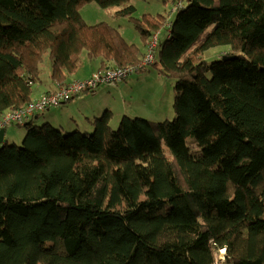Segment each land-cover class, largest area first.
Instances as JSON below:
<instances>
[{
    "label": "trees",
    "instance_id": "16d2710c",
    "mask_svg": "<svg viewBox=\"0 0 264 264\" xmlns=\"http://www.w3.org/2000/svg\"><path fill=\"white\" fill-rule=\"evenodd\" d=\"M91 1L120 6L145 45L168 29L154 66L174 79V117L27 119L22 145L0 144V264H217L222 249L264 264V0H171L173 18L136 17L131 0H0V117L32 100L45 53L56 85L83 51L99 69L141 61L118 27L85 21Z\"/></svg>",
    "mask_w": 264,
    "mask_h": 264
},
{
    "label": "rangeland",
    "instance_id": "374dc122",
    "mask_svg": "<svg viewBox=\"0 0 264 264\" xmlns=\"http://www.w3.org/2000/svg\"><path fill=\"white\" fill-rule=\"evenodd\" d=\"M130 3L136 7V13L134 16L139 18L146 13H151L153 15L164 14L169 16V12L172 9L171 0H131ZM120 8V6L104 8L96 1H91L84 4L80 8V13L88 24H96L101 21H108L112 23L114 26L119 28L120 32L127 41L134 42L142 51H144L146 45L144 44V40L139 31L131 24L129 18L117 15V11ZM175 14V11L170 12L172 18ZM155 33H158L159 39L164 41L165 36H167L168 29L162 28ZM228 48L229 47L227 45L211 47L204 53L203 57L212 61L222 52L228 50ZM82 58L83 64L78 71L75 72V77L86 76L92 72L93 65L91 67V58L87 55L86 51H83ZM51 64L52 62L49 57V53H45L41 63L40 83H45L49 80L47 73H51ZM128 78L127 81L120 82L118 84L119 86L100 87L96 93H89L91 96L98 94L100 96H89V98L82 103L83 105H80L81 110H79L80 103L76 104V102H74V98L70 101L76 112L80 115H84L87 110L92 109L93 107L98 108L100 106L107 105L111 108L110 111L112 113V118L110 120V124L113 128H117L122 115L125 113L130 116H142L157 121L173 119V101L175 97L173 78L161 75L154 64L149 65L145 71L132 73ZM68 82L71 81H67L66 83ZM39 87L40 85L38 86V84L34 85V94ZM86 93L87 92L83 94ZM36 95V97L33 95L32 99H37L41 96L39 95V91L36 92ZM62 113L63 110L57 108L56 115H61ZM6 130L7 135L5 140L8 144L22 145L23 138L26 133V129L23 125L11 124ZM191 148L194 150L197 148L195 143L191 144ZM229 263L230 262L227 264Z\"/></svg>",
    "mask_w": 264,
    "mask_h": 264
},
{
    "label": "built area",
    "instance_id": "2783aa9c",
    "mask_svg": "<svg viewBox=\"0 0 264 264\" xmlns=\"http://www.w3.org/2000/svg\"><path fill=\"white\" fill-rule=\"evenodd\" d=\"M159 53V35L153 33L147 43L146 50L141 61L136 65L107 67L93 71V73L82 80H74L68 83L56 85V89L42 94L37 99H32L21 108L5 111L0 117V128H7L11 124L23 125L35 113L48 110L52 107L62 106L74 97L85 92H92L100 87H114L127 79L132 73L140 72L149 65L154 64ZM225 250L222 249L217 257L216 263L222 264Z\"/></svg>",
    "mask_w": 264,
    "mask_h": 264
},
{
    "label": "crops",
    "instance_id": "0c3cea01",
    "mask_svg": "<svg viewBox=\"0 0 264 264\" xmlns=\"http://www.w3.org/2000/svg\"><path fill=\"white\" fill-rule=\"evenodd\" d=\"M145 50H146V46H145ZM145 50L142 51V55H144ZM90 61H91V63H90L91 67H92V65H93V67H95V68L92 67V72H90L88 75L82 76V77L81 76L75 77V73L69 74V75H67V81L85 79V78L89 77L93 73V71H95L97 69L99 70V68H100L99 59L91 58ZM47 75L49 77V80L47 82L37 83L38 86L40 85V87L36 90V92L39 91V95L45 94L47 92H51V91L56 89V84L51 79V73L48 72ZM72 77H75V78H72ZM128 79H125L123 81H127ZM118 84L116 86H119ZM116 86H114V87H116ZM97 90L95 92H87L86 94H81V95L74 97V100H75L74 102H76V104L80 103L79 104V110H81L80 105H83L82 103L85 102L89 98V96H91V95H89V93L94 94L97 92ZM36 92L34 94L35 97L37 96ZM99 96L100 95L98 94V95L91 96V97H99ZM104 107H106V108H104ZM57 108L63 110V113L61 115H56ZM57 108H50L47 111L43 112L42 115L40 116V121L42 119H44V120L52 122L53 124L62 125V126H64L65 129H69V130L74 129L76 127H83L86 129H92V119L95 116L101 115L106 109H109V110L111 109L107 105L100 106L98 108L93 107L92 109L87 110L86 113L83 112V113H85L84 115H80L78 112H76L71 101L64 103L62 106H58ZM6 135H7V130L5 133V137H6ZM227 263L228 262H222V264H227Z\"/></svg>",
    "mask_w": 264,
    "mask_h": 264
},
{
    "label": "water",
    "instance_id": "95a60500",
    "mask_svg": "<svg viewBox=\"0 0 264 264\" xmlns=\"http://www.w3.org/2000/svg\"><path fill=\"white\" fill-rule=\"evenodd\" d=\"M6 128H0V144H4Z\"/></svg>",
    "mask_w": 264,
    "mask_h": 264
}]
</instances>
